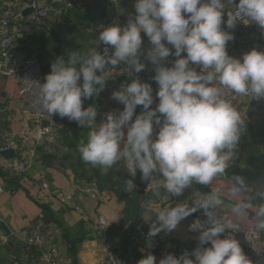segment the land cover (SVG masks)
<instances>
[{
	"label": "clouds",
	"instance_id": "1",
	"mask_svg": "<svg viewBox=\"0 0 264 264\" xmlns=\"http://www.w3.org/2000/svg\"><path fill=\"white\" fill-rule=\"evenodd\" d=\"M226 3L234 4V9L226 10ZM133 8L135 14H127L126 26L112 23L99 32L100 42L107 46L103 54L92 48L83 55L74 52L67 60L57 58L45 82L38 83L37 103L49 116L67 117L89 129L87 139L78 145L85 163L107 174L123 162L132 177L139 171L154 191L163 188L170 195L181 196L193 183L210 186L224 177L233 161L245 131V117L231 97L264 98V51L253 48L243 54L242 61L227 51L228 42L234 39L230 30L237 22L264 29V0H134ZM118 12L126 10L118 8ZM141 32L151 45L147 60L155 66L152 79L158 86L159 103L151 107L152 85L130 73V82L111 93L123 110L108 112L97 123L96 108H84L83 99L103 91L109 70L121 63L128 66L124 71L145 69L140 60ZM110 48L114 49L111 54ZM170 55L176 59L166 67L164 61ZM107 65L112 68L105 70ZM137 106H142L139 114ZM154 125L158 128L155 137ZM228 181L226 191L217 186L195 194L191 207L187 202L174 207L168 204L157 207L154 214H144L146 221L155 217L149 237L172 232L199 210L206 216L189 225V231L199 233L197 247L178 257L168 253L158 264H253L232 233L241 230L236 221L250 211L252 230L264 232V187L252 197L242 176L234 175ZM134 188L133 180L125 181L124 191ZM225 198L232 199V206L219 215ZM226 230L230 234L221 238ZM262 249L256 250L255 264H264ZM137 264H156V257L149 253Z\"/></svg>",
	"mask_w": 264,
	"mask_h": 264
},
{
	"label": "crops",
	"instance_id": "2",
	"mask_svg": "<svg viewBox=\"0 0 264 264\" xmlns=\"http://www.w3.org/2000/svg\"><path fill=\"white\" fill-rule=\"evenodd\" d=\"M3 1L0 0V19ZM89 1V4L85 6L83 4L82 6L84 7L78 9L84 12L87 15L86 17L91 19L92 22L87 20L86 22L89 24L85 22L86 26L82 24V27H74L76 29L74 34L76 35L68 37L70 41L68 39L66 41L65 39L62 40L65 43L64 45L70 47L68 49L72 50V53L75 52L80 55L92 48H96L102 54V49L106 46L98 38L99 32L102 31L99 28L100 26L94 27L90 26V24L104 23L111 25L112 23H120L121 26H126L127 14H135L133 8L134 0H115L111 9L107 6V0L104 3L101 0ZM235 3H237L236 0ZM52 5L54 14L65 10L59 0H53ZM234 7V4L226 3V10H233ZM118 8H123L126 12L120 14ZM31 13L24 14L23 20L18 25L12 26L18 44L12 51L13 58L8 64L9 66L17 67L20 78L0 72V132L15 141L16 150L24 154L26 159L29 158L31 152H34L31 174L11 180L6 177L1 169V165L5 162L4 160L9 159H6L3 153H0V172L2 173H0V221L6 223L10 230L18 235L19 238L22 233L40 225L43 217L49 216L40 207L46 195L42 185L48 184L52 197L60 192L63 194L75 193L76 198L72 206L62 209V223L65 226L67 223V225H70L73 219L78 222V226L81 220L90 219V224L86 225V233L94 232V234L88 235V240L80 246L77 264H99L100 259L110 255L115 257L117 262L121 264H137L141 258L151 253L150 250H154L151 254L156 257V264H158L159 260L168 253L175 254L178 252L179 254L178 250L181 248L197 247L199 233L189 231V225L197 218L201 220L202 210L182 220L172 232L164 231V235L167 236V233L169 234L167 238L161 235V237L163 236L162 239L157 240L155 238L158 236L149 237L138 228L143 224L150 225L155 220L153 216L146 221L144 218L145 213L154 214V210L157 207H164L168 204L174 207L177 204L187 202L191 207L195 194L207 193L211 188L217 186H222L226 191L228 180L234 175L242 176L249 183L251 188L249 195L252 197H255L256 192L261 187H264V98L256 99L252 102L248 100H232L242 116L245 117V131L241 134L233 161H229V167L225 170L224 177H218L210 186L193 183V185L185 189L181 196L170 195L163 188L159 191H154L151 185L148 186L150 181L141 179V173L131 178L123 162L114 165L107 174H103L99 167H92L90 164L85 163L78 151V145L81 140L87 139L89 129L78 125L76 121H69L67 117L62 118V142L56 143L55 140L50 145L45 141L37 143L33 130L36 125V121L33 118L34 108L40 109L37 103L38 85L36 84L45 82L46 75L51 71V64L57 58H61L62 53L50 52L47 49L38 52L34 48L35 41L40 40L44 35L49 39L51 34L46 32L41 35V32H38L41 30L47 31V29L35 28L30 23ZM223 20H227V13L224 14ZM141 36L143 40L141 53L144 56L143 63L146 64V67L140 72V75L144 82L152 85L154 102L151 107L155 108L159 103L156 97L158 86L152 79L155 75V66L147 60V51L151 45L143 32H141ZM233 36L234 39L229 42L231 43L232 51L237 55H243L253 48L264 51V30L259 26H248L243 33H236ZM168 47L171 48L170 45ZM172 51L174 52V49ZM182 55H186V53H182ZM31 58L38 60L40 73L33 72L28 74L25 72L21 74L26 62ZM4 62V54L0 51V64ZM127 67L121 63L113 70H110L112 75L120 79V85L130 82L127 71H124ZM193 67L197 68V66ZM106 68L109 69L112 66L107 65ZM97 74L99 75L100 73L98 72ZM34 81L40 82L35 83ZM82 106L84 108L89 106L96 108L97 116L95 119L97 123H100L108 112L122 111L124 107L121 103L111 98L108 81H106L104 90L97 96L83 99ZM141 111L142 108H136V114ZM133 119H135V116ZM43 125L48 126V120H45ZM155 131H158V128L154 125V137ZM52 168L61 171H58V174L54 173L53 177L51 174ZM230 172H232L231 176H229ZM155 175L157 179L162 178L160 174ZM7 179L10 181H7ZM129 179L133 180L135 184L132 192L124 191L125 181ZM97 184L100 186V188L98 187L99 189L97 188L100 196L96 198L88 196L81 191L86 186H97ZM79 194H81V197L78 196ZM83 201L88 209L83 207L81 213L76 212L74 210L75 203ZM146 201L149 205L143 208V204ZM50 202L49 206L52 208L54 200L50 199ZM232 203L231 198H225L222 208L219 209V215H223V212H228ZM254 203L258 204L260 201L254 200ZM141 209H143V212H141ZM54 213L60 219L61 211ZM101 215L107 216L110 220L108 221L112 224L111 232L105 238L95 235L96 231L98 233L99 230L97 222ZM250 216L251 211L245 217L237 220L236 222L240 224L241 230L232 233L240 242L242 250L247 247L248 236L252 230ZM43 225L45 230L54 228V223L52 222L49 226L44 223ZM146 231L149 232V229ZM262 233L264 235V232ZM229 234L230 230H226L221 238ZM1 237L3 235L0 233V239ZM100 238L104 239V241ZM170 239H174L172 243L168 244L165 242ZM134 244L135 246H133ZM56 245L58 251L64 254V247L59 242ZM205 246H210V244ZM20 250L19 252L6 244V246L0 247V257H8L12 264H22L19 257H24V246ZM17 257V260H13Z\"/></svg>",
	"mask_w": 264,
	"mask_h": 264
},
{
	"label": "built area",
	"instance_id": "3",
	"mask_svg": "<svg viewBox=\"0 0 264 264\" xmlns=\"http://www.w3.org/2000/svg\"><path fill=\"white\" fill-rule=\"evenodd\" d=\"M99 1V0H96ZM59 2L63 5L64 8H73L76 5H85L89 4V0H59ZM238 3L239 0H236ZM53 0H4L2 9H1V19H0V51L4 54L5 62L0 64V72H4L6 75L18 77V72L16 66H9L8 62L13 58L12 51L17 47L18 41L16 40L17 37L13 33L12 30L13 25H18V23L23 20V15L28 13L30 10L33 12L31 13V21L30 23L34 26H37L38 29H44L46 27H50L56 23H58L63 14L61 12L55 13L53 11ZM115 0H107V4L109 8L113 7ZM32 26V25H31ZM109 25L104 24L100 26V29L103 30L105 27ZM248 26H258L253 23L244 24L243 22H237L236 27L231 29L230 31L232 34L236 33H243L245 28ZM222 28L226 29L225 25L222 24ZM264 30V29H263ZM166 46H168L166 44ZM102 49V54L104 48ZM112 48L109 49V54L112 52ZM176 57L174 55H170L164 64L167 67H171L174 63ZM141 62L144 61V56L141 53L140 56ZM22 73L27 72L31 74L33 72L40 73V64L36 58H31L26 62V65L22 69ZM105 70H108L106 68ZM196 70L199 72L200 68L197 66ZM134 72V71H133ZM112 72L109 70V91L112 93L113 91L120 90L119 81L113 78ZM135 73V72H134ZM137 75V73H135ZM138 76V75H137ZM139 77V76H138ZM141 82H144V79L139 77ZM35 83L40 81H34ZM33 82V83H34ZM38 85V84H36ZM232 100L241 101V100H248L250 102L256 100L251 99V97H239L234 96L231 97ZM32 108V107H31ZM33 118L36 121V125L34 127L35 139L37 143L47 142L49 145L56 140L57 132L62 129V118L58 115H51L49 116L46 112L34 108ZM45 120H48L49 125L44 126ZM14 150L16 152V156L10 160H4L5 162L1 165V169L3 173L6 175L8 179H15L17 177L29 176L33 170V162H34V152H31L29 158L26 159L24 154L19 153L16 149L15 141L12 140L10 137L5 135L4 133L0 132V153H3L7 150ZM50 186L48 184H43L42 189L46 193L45 199L43 200L44 204H50V199L53 197L50 195ZM84 194L88 196L98 197L100 196V192L95 185L86 186L81 190ZM75 193L61 194L58 193L55 195L54 203L52 204V209L54 212H60L62 209H66L71 207L75 201ZM147 202V201H146ZM143 204V208H146L148 204ZM76 212L81 213L80 207H74ZM41 224L37 225V227L22 233L21 239L24 241V248L26 251H30L32 248H36L40 253L41 256L39 258V264H72L71 261H68L66 258V254H62L61 251H58L57 245L61 244L65 251V243L62 238L56 233L53 229L45 230L42 220L40 221ZM98 233L100 237L105 238L108 236L109 233V225L108 221L104 216H100L97 222ZM7 241L4 237L0 239V247L6 246ZM196 247H184L181 248L179 251V255L184 252H188L189 254L192 252L193 249ZM264 248V235L263 233L256 234L253 230H251L248 236V245L243 252L252 259L256 257L258 259V253L256 250ZM252 251V254L249 253ZM261 254H264V249L261 250ZM99 264H121L117 262L115 257L112 255L103 257L100 259ZM126 264V263H125ZM255 264V263H254Z\"/></svg>",
	"mask_w": 264,
	"mask_h": 264
},
{
	"label": "trees",
	"instance_id": "4",
	"mask_svg": "<svg viewBox=\"0 0 264 264\" xmlns=\"http://www.w3.org/2000/svg\"><path fill=\"white\" fill-rule=\"evenodd\" d=\"M87 5V4H85ZM84 5V6H85ZM82 5H76L73 8H64L65 10H61V14H63L61 20L50 26V27H46L45 29H47V34H51V38H46V35H44L40 40L35 41L34 43V48L38 51V52H42V48L45 47L44 49L49 50L50 52H61L62 53V58L64 59H68V57L72 54V50L68 49L70 47H67L66 45H64V37L62 36V34L64 33L63 30V26L68 24L69 22H73V26H71V31H67L65 30V34L66 32H70V33H75L76 29H74V27H82V24H84L87 20H89L90 22L91 19L87 18L86 14H84V12H81V10H79L78 8L80 7H84ZM87 23V22H86ZM89 24V23H87ZM104 25V23H96V25L94 23L90 24V26H101ZM60 26H62V32L59 34L57 32L58 28H60ZM100 28V27H99ZM49 30V31H48ZM78 30V29H77ZM79 31V30H78ZM76 35V34H75ZM67 39H65L66 41ZM74 48V46H73ZM57 142H62V129H60L57 132V136H56V143ZM1 173V172H0ZM2 174V173H1ZM4 176V175H3ZM5 178V176H4ZM7 181H10L7 179ZM53 199H55V196L53 197ZM50 204H44L43 202L40 204V207L42 208L43 211H45L52 219V223H54L55 225L59 226L62 228V233L60 232V235L62 236L61 238H63L62 240L65 243V254H66V258L68 261H71L72 264H77L78 260H77V256H78V252H79V247L85 242L87 241V237L88 235H93V233H84V231L86 229L84 228V225L82 223V230L80 231V233L75 234V236H79V237H75L74 235L71 234L70 230L68 228H66L64 226V224L61 222V220L55 216V213L53 212V209L49 206ZM20 256H22L20 254ZM24 257H19L20 260L22 261V264H39L37 263V259L40 258L41 253L36 249V248H32L30 251H26L23 253ZM137 258V257H136ZM135 258V259H136ZM18 257L16 259L13 260H17ZM0 260L2 261H9L8 257H0Z\"/></svg>",
	"mask_w": 264,
	"mask_h": 264
},
{
	"label": "rangeland",
	"instance_id": "5",
	"mask_svg": "<svg viewBox=\"0 0 264 264\" xmlns=\"http://www.w3.org/2000/svg\"><path fill=\"white\" fill-rule=\"evenodd\" d=\"M107 6H108V4H107ZM22 21V20H21ZM20 21V22H21ZM73 26V22H69L68 21V24H66V25H64L63 26V30H64V33L62 34V36L64 37V39H68V41H70V39L68 38V37H73V36H75V34H73V33H70V32H66V34H65V30H69V31H71V26ZM84 26H86L85 24H84ZM35 28H38L37 26H34ZM35 31V30H34ZM33 31V32H34ZM38 32H41V35L42 34H45L47 31H38ZM57 32L60 34L61 32H62V26H60V28H58V30H57ZM76 38H77V36H76ZM45 47H43L42 48V50L44 49ZM130 73H131V77L132 78H136V77H141L142 78V76L140 75V73H137V75L133 72V71H131V70H129V71H127V74H128V77H129V79H130ZM113 78H115V79H117L118 81H120V79L118 78V77H115L114 75L112 76ZM138 77V78H139ZM140 79V78H139ZM143 79V78H142ZM108 81V84H109V79L107 80ZM53 169V171H52V175H53V177H54V175L55 174H58V171H61V170H57V169H55V168H52ZM55 173V174H54ZM140 172L139 171H137V174L136 175H138ZM231 174H232V172H230L229 173V176H231ZM129 176L131 177V178H133L130 174H129ZM97 188L99 187L100 188V186H99V184H97V186H96ZM98 188V189H99ZM61 194H62V192H60ZM58 194V193H57ZM67 195H69V193H67ZM79 197H81V194H79L78 195ZM86 200V199H85ZM84 200V201H85ZM84 201L83 202H79V203H75V205H74V207H80L81 208V212H82V210H83V207L84 208H86V209H88V207H86V204L84 203ZM143 209H141V212H143L142 211ZM101 216H103V215H101ZM100 217V216H99ZM105 217V216H104ZM84 218H86L85 216H84ZM106 218V220L108 221L109 220V218L106 216L105 217ZM201 221H204L205 220V215L203 214V210H202V215H201ZM60 219H61V222H62V210H61V216H60ZM77 219H78V221H79V217L77 216ZM110 221V220H109ZM108 221V225H109V234H110V232H111V229H112V224H111V222H109ZM82 223H83V225H84V228L83 229H86V225H89L90 224V219H87V220H81V222H80V225L78 226V222L75 220V219H73L72 220V223H70V225H67L66 224V228H68L69 230H70V232H71V234L72 235H74L75 236V234H78V233H80V231L82 230ZM93 224H95V223H93ZM149 226L150 225H147V224H143L142 226H139L138 228H139V230L140 231H142L143 233H145V235H147L148 234V231H146V230H148L149 229ZM135 227V226H134ZM136 228V227H135ZM54 231L56 232V233H58V235L60 236V237H62L61 235H60V232L62 231V228L61 227H59V226H57V225H55L54 224ZM146 231V232H145ZM86 232V230L84 231V233ZM62 233V232H61ZM141 234V233H140ZM165 233H164V231H161V234L160 233H158L156 236H158L157 238H155V240H157V239H162V237L164 236V238H167L168 236H169V234L167 233V236L166 235H164ZM79 235V234H78ZM75 236L76 238L77 237H79V236ZM95 235H99L98 233H97V231H96V233H95ZM161 235H163L162 237H161ZM100 237V236H99ZM140 237H141V235H140ZM96 238V237H95ZM63 239V238H62ZM100 239H102V238H100ZM152 239H154V238H152ZM103 241H104V239H102ZM172 240H174V239H170V240H168V241H165V242H167L168 244H170V243H172L173 241ZM105 243V242H104ZM133 246H135V244L133 245ZM80 248V247H79ZM178 251H180V249L178 250ZM150 252L151 253H153L154 252V250H150ZM177 254H178V252L177 253H175L174 255H176L177 256ZM37 263H39V259H37ZM0 264H12V261H7V262H5V261H2V260H0ZM128 264V263H127Z\"/></svg>",
	"mask_w": 264,
	"mask_h": 264
},
{
	"label": "water",
	"instance_id": "6",
	"mask_svg": "<svg viewBox=\"0 0 264 264\" xmlns=\"http://www.w3.org/2000/svg\"><path fill=\"white\" fill-rule=\"evenodd\" d=\"M101 2H106V0H101ZM30 12H33L32 10L29 11ZM114 51V49H112ZM227 51H228V54L234 58H239L241 59L242 61V57L243 55H237L235 54L233 51H232V46H231V43L228 42L227 44ZM45 70V69H44ZM138 108H142V106H137ZM3 155L6 159H13L16 155L15 151L14 150H7L5 152H3ZM42 222L49 226L52 222V219L50 216H45L42 218ZM0 233L3 235V237L6 239L7 241V244L8 246H10L11 248H15V250L17 251H21L20 249L24 246V241L19 238L18 235L14 234L10 228L8 227V225L4 222H1L0 221ZM252 254V252H251ZM253 261V264L256 262V257L252 258L251 259Z\"/></svg>",
	"mask_w": 264,
	"mask_h": 264
}]
</instances>
